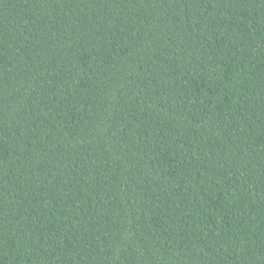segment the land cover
I'll return each mask as SVG.
<instances>
[{
	"label": "trees",
	"instance_id": "obj_1",
	"mask_svg": "<svg viewBox=\"0 0 264 264\" xmlns=\"http://www.w3.org/2000/svg\"><path fill=\"white\" fill-rule=\"evenodd\" d=\"M0 264H264V0H0Z\"/></svg>",
	"mask_w": 264,
	"mask_h": 264
},
{
	"label": "bare ground",
	"instance_id": "obj_2",
	"mask_svg": "<svg viewBox=\"0 0 264 264\" xmlns=\"http://www.w3.org/2000/svg\"><path fill=\"white\" fill-rule=\"evenodd\" d=\"M169 3V2H168ZM172 28V27H171ZM145 29V28H144ZM92 133V132H91ZM83 159V158H82ZM54 165V164H53ZM15 173V172H14ZM16 174V173H15ZM27 175V174H26ZM50 177V176H49ZM54 178V177H53ZM38 186V185H37ZM34 187V186H33ZM32 187V188H33ZM31 188V187H30ZM17 191V190H16ZM33 191V190H32ZM38 191V190H37ZM34 192V191H33ZM10 194V193H9ZM13 195V194H12ZM42 195V194H41ZM20 196V195H19ZM21 198V197H20ZM24 198V197H23ZM33 198V197H32ZM24 201V200H23ZM38 202H39V200H38ZM3 205V204H2ZM45 205V204H44ZM52 208V207H51ZM44 210V209H43ZM31 212V211H30ZM14 213V212H13ZM46 213V212H45ZM15 219V218H14ZM10 222V221H9ZM19 222V221H18Z\"/></svg>",
	"mask_w": 264,
	"mask_h": 264
}]
</instances>
